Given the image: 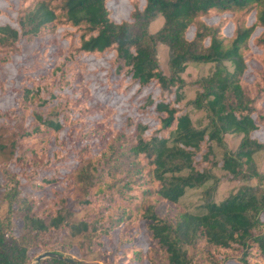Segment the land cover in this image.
Listing matches in <instances>:
<instances>
[{
  "label": "trees",
  "instance_id": "trees-1",
  "mask_svg": "<svg viewBox=\"0 0 264 264\" xmlns=\"http://www.w3.org/2000/svg\"><path fill=\"white\" fill-rule=\"evenodd\" d=\"M108 2L19 0L13 22L0 18V65L13 67L34 43L18 78L0 75V97L13 93L0 108V264L73 247L106 263L264 264L252 156L264 148V0H130L122 19ZM189 61L213 65L182 102ZM188 104L206 123H194ZM226 134L239 137L235 149ZM251 177L213 199L221 179ZM188 187L204 195L193 211L180 202ZM113 237L116 248L105 247Z\"/></svg>",
  "mask_w": 264,
  "mask_h": 264
},
{
  "label": "rangeland",
  "instance_id": "rangeland-1",
  "mask_svg": "<svg viewBox=\"0 0 264 264\" xmlns=\"http://www.w3.org/2000/svg\"><path fill=\"white\" fill-rule=\"evenodd\" d=\"M19 0H0V9L2 12L0 13V18L9 20L13 22L16 19V7L18 5ZM108 4L112 7L114 12V17L116 19H122V18H129V12H130V0H109ZM163 23V17L160 14H157L154 20L150 22L149 29L151 31L157 30ZM34 47V43H27L24 45V51L21 55L15 56L14 61L15 65L11 68L5 67L0 65V75L3 77H15L18 78L19 74L17 72L18 66L21 65L23 60L26 58L27 52L31 51ZM158 60L162 66L163 71L166 74L170 73L169 64H168V48L163 43H158ZM213 63L212 62H203V61H189L182 72V76L186 80V83L183 87V90L185 92V97L181 100L182 102L188 101L191 98L194 97L196 92V83L195 81L205 76L209 73V71L212 68ZM16 67V68H15ZM13 95L12 90H8V92L0 97V108L4 107L6 105V101L11 98ZM188 112L194 121L196 125H199L200 123L204 124L206 123V118L203 116V112L201 110H196L194 107H192L191 104H188ZM264 133V131L260 130L257 132L259 136H261ZM225 140L227 142V146L229 148L235 149L239 143V137L235 134H226ZM215 149L217 152V156H221L222 149L215 145ZM255 162V166L257 170L261 173V179L260 183L264 186V148L256 150L252 154ZM214 173L218 176H221L225 173L224 169H221L219 167H215L213 169ZM258 179L255 177L251 178H241V179H232V178H223L219 181L218 186L215 189V192L213 194V199L215 201H218L228 195L230 192H234L237 187L241 186L242 184H255L257 183ZM210 183L208 181L206 184ZM205 184V185H206ZM201 188H186L185 193L180 197L181 204L189 209V210H196V208L199 207V205L202 204L204 195L202 194ZM7 204L2 203L0 207V215L3 216L6 212ZM84 210H81L77 212L73 219H78L82 215ZM21 224L15 220L14 228H13V234L14 235H20L21 230ZM104 243H106V246H109L111 249L116 248L117 244V238L113 237L111 240L110 238H103ZM140 243L142 246H145L146 244V238L140 237L139 238ZM66 244V242H65ZM65 248V247H64ZM66 249V248H65ZM54 251V250H53ZM43 252V251H41ZM39 252V253H41ZM36 251L32 252V256L27 264H39V261L35 260V257L37 256ZM66 254L70 253L72 255L71 258L74 259V257H77V255H81L78 258H81L84 262L88 264H118V263H106L100 258V255L97 251H85L83 253L79 252L76 247H73L69 252L65 251ZM65 253H62L66 255ZM67 256V255H66ZM43 259V258H42ZM41 260V259H40ZM122 264H142L138 261H129L126 262L124 260L121 262ZM226 264H235L232 260H228Z\"/></svg>",
  "mask_w": 264,
  "mask_h": 264
},
{
  "label": "water",
  "instance_id": "water-1",
  "mask_svg": "<svg viewBox=\"0 0 264 264\" xmlns=\"http://www.w3.org/2000/svg\"><path fill=\"white\" fill-rule=\"evenodd\" d=\"M45 257H56L59 259L66 260L67 262H70L73 264H81L78 261H76L75 259L68 257V256H66L60 252L53 251V250H45V251L37 254V256L35 257V260L39 261L40 259L45 258Z\"/></svg>",
  "mask_w": 264,
  "mask_h": 264
}]
</instances>
